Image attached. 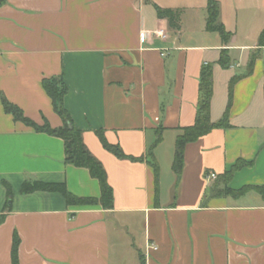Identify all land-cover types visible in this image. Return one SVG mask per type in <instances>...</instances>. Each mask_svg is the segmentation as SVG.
Segmentation results:
<instances>
[{
	"label": "crops",
	"instance_id": "crops-1",
	"mask_svg": "<svg viewBox=\"0 0 264 264\" xmlns=\"http://www.w3.org/2000/svg\"><path fill=\"white\" fill-rule=\"evenodd\" d=\"M0 1V215L4 183L12 189L0 264H12L15 234L20 264H264V0H215L228 43L206 30L209 0ZM156 7L181 11L180 29ZM224 52L229 67L220 63ZM206 66L211 121L227 115L230 127L187 144L178 176L177 139L195 123ZM62 75L64 106L106 171L112 210L70 206L58 192L21 193L30 181L101 196L88 170L65 163L62 139L16 122L2 106L5 96L38 125L62 127L42 88ZM98 131L142 161L118 159ZM240 160L250 165L228 187L263 190L210 196Z\"/></svg>",
	"mask_w": 264,
	"mask_h": 264
},
{
	"label": "trees",
	"instance_id": "trees-1",
	"mask_svg": "<svg viewBox=\"0 0 264 264\" xmlns=\"http://www.w3.org/2000/svg\"><path fill=\"white\" fill-rule=\"evenodd\" d=\"M2 1H0V4ZM159 19L166 20L169 27L173 30L180 29L181 11L162 9L156 7ZM206 30L210 32H217L222 37L223 41L228 43L232 39V34L227 32L224 25L220 21V6L215 0H209L208 17L206 21ZM259 46L264 47V30L261 33ZM255 58L252 59L249 66V71L253 69ZM223 67H229L230 61L227 53L222 54L220 61ZM232 81L231 85L234 84ZM42 88L52 101L55 113L62 120V127L52 128L51 125L44 121L42 125H38L31 119L27 118L23 111L16 105L12 104L5 96H2V106L4 111L12 115L16 122H21L27 127L32 128L37 133H45L53 137L60 138L65 145V163L83 168L89 171L92 178L98 180L101 188L100 198H78L72 195L63 184H51L42 182H25L21 188L22 194H31L38 191L44 192H58L64 196L67 204L70 206H101L105 210H112L114 206L113 189L108 183L107 174L102 164L89 152L82 138V132L79 131L73 122L72 117L64 106V99L68 93V87L65 79L62 76L45 78L42 81ZM213 98V73L209 66L202 69L200 84H199V101L198 110L194 125L182 129V133L178 136L176 143V154L174 161V170L178 176H181L184 167V150L187 144L195 142L202 136L207 135L211 131L219 128H229V119L226 115L224 119L218 123H214L210 118L211 101ZM97 136L102 146L118 159H129L134 162L142 161V159L130 158L124 154L119 146L109 144L102 131L97 132ZM161 141V136H158L157 143ZM245 161H238L230 171L226 172L218 183L210 190V196H232L240 197L251 190H263L252 186H246L239 190H234L228 187L229 181L234 174L249 166ZM154 170L157 173V166L154 165ZM220 183V184H219ZM222 184V185H221ZM221 185V187H219ZM8 194V205L4 212L0 215V225L5 221L7 214L10 211L12 201V189L4 183ZM21 240L18 234L14 235L12 246V264H20L19 262V247Z\"/></svg>",
	"mask_w": 264,
	"mask_h": 264
},
{
	"label": "built area",
	"instance_id": "built-area-1",
	"mask_svg": "<svg viewBox=\"0 0 264 264\" xmlns=\"http://www.w3.org/2000/svg\"><path fill=\"white\" fill-rule=\"evenodd\" d=\"M164 55V54H163ZM165 56V55H164ZM217 177H216V174H211L209 177H208V179H216Z\"/></svg>",
	"mask_w": 264,
	"mask_h": 264
}]
</instances>
